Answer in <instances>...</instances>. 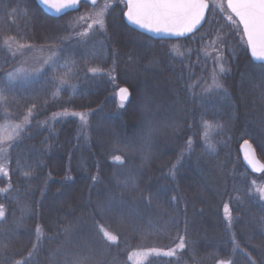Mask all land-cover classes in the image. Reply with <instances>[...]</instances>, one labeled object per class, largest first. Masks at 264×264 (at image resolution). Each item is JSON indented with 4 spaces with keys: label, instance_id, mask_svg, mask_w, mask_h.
Masks as SVG:
<instances>
[{
    "label": "trees",
    "instance_id": "1",
    "mask_svg": "<svg viewBox=\"0 0 264 264\" xmlns=\"http://www.w3.org/2000/svg\"><path fill=\"white\" fill-rule=\"evenodd\" d=\"M89 7L82 3L75 12L50 18L34 0H0V124L21 121L35 105L30 124L9 145V176H0V188L11 184L0 193L6 209L0 220V264L27 256L38 225L42 241L28 264H59L67 253H90L92 264H137L140 250H167L179 243V235H186L188 245L176 257L152 256L143 264H216L219 259L250 264L248 256L261 264L264 202L246 193L253 180L264 185V173H249L237 147L248 140L264 162V80L261 64L247 55L227 11L210 5L198 31L152 39L124 22V6L116 0L105 15L106 31L94 28L80 40L71 30L77 14ZM63 37L71 38L61 44ZM6 40L61 45L59 63L67 67L48 68L27 82L4 87L5 73L16 62ZM220 65L227 69L219 75L227 93L205 91L207 72ZM89 68H115V83L107 75L93 76ZM65 72L75 87L54 95L53 76ZM120 86L130 91L124 108L114 98ZM101 104L87 127L76 117L41 123L63 109L87 112ZM203 135L215 145L213 154L204 150ZM189 137L194 150L173 179L169 170ZM117 155L125 158L123 165L113 162ZM130 172L139 188L158 190V198L145 206L138 192L125 190L124 206L100 213L98 202L119 196L116 178ZM173 196L179 199L172 201ZM69 223L76 228L65 243L59 229ZM97 223L118 241H104ZM233 234L243 251H233Z\"/></svg>",
    "mask_w": 264,
    "mask_h": 264
},
{
    "label": "snow or ice",
    "instance_id": "2",
    "mask_svg": "<svg viewBox=\"0 0 264 264\" xmlns=\"http://www.w3.org/2000/svg\"><path fill=\"white\" fill-rule=\"evenodd\" d=\"M40 5L47 9L50 14L56 16L65 14L66 10H78L80 5L87 4L91 5L88 11L81 13L75 18V25L82 27V31L73 32V36L84 40L91 34L94 27H98L101 32L106 31V20L105 15L107 11L112 7L110 3H105L103 6L98 7V0H39ZM119 3L124 6L126 10L123 11V16L127 20L139 28L145 29L152 32H164L173 36H184L187 33H194L198 31V27L201 22L205 20V12L209 9L210 5L220 7L221 11H227V20L235 26L241 38L244 39L247 49L250 51L251 59L254 61L261 62V79L264 80V0H226V8L224 0H119ZM87 26L84 27L83 25ZM242 30V31H241ZM71 37L61 38V44L64 40L70 39ZM7 43V40L5 41ZM33 48L31 44H18L16 52ZM41 52L45 51V46H40L38 49ZM47 55L40 58L38 67H14L5 73L4 87L15 82H27L28 80L42 74L48 68L54 70L57 68L67 67L65 64H60L61 53L64 51L61 45H48L46 46ZM16 52L13 55H16ZM113 55H116L114 52ZM115 64V61H113ZM88 71L93 75H107L115 83V68L105 72L99 68H89ZM227 69L223 65L219 66V70L213 71L212 84L205 91H217L222 90L227 93V89L224 88L223 84L219 82L218 76L225 73ZM69 73L53 76V82L57 85V95L59 90L64 87H75L68 83ZM3 89L0 88V100L4 99ZM118 102L119 108L126 107V104L130 102V91L126 87L118 88L114 97ZM103 104L98 105L96 109H90L87 112H76L68 109H63L59 112L52 114L49 119L41 122L43 125H49V121L58 122L61 118L77 117L82 122V127H87L88 118L95 112L100 111ZM35 105L28 109L23 119L19 122H8L0 125V176L8 177L9 170L8 165L3 162L4 154L7 152V148L4 145H11L15 143L21 133L25 130V127L30 124V117L33 116V110ZM205 128L209 127V123L205 121ZM151 131V129H149ZM204 143V150L209 154L215 152V145L211 142L207 135L202 137ZM244 146H249L248 140L244 141ZM250 147V146H249ZM146 150L145 149H142ZM194 150L192 137H189L182 148L180 154L177 157L175 163L171 165L168 175L173 179L175 178L178 167L182 165L183 160L186 156L191 155ZM243 150V146H242ZM113 162L123 165L125 158L117 155L112 158ZM244 160L248 166L254 172L264 173V163H259L254 155L249 152H245ZM25 177L29 176V172H24ZM73 179L71 176H66L64 180ZM98 175H93V182L98 181ZM117 187L121 188L119 196L113 194L104 202H98L97 210L100 213H106L108 211L117 209L118 207L124 206L127 202L124 200L125 190L138 192L137 200L144 203L145 206H151L160 195L159 191H150L141 189L138 186L137 180L133 173H129L123 179L116 178ZM252 186L248 188L246 195L255 199L259 197L261 202H264V185L257 186V181L251 182ZM11 188L9 184L5 188H0V193H6ZM147 194L145 195V192ZM177 196L172 197V201H177ZM239 199V197H238ZM138 206V205H137ZM225 218L229 221L231 226L232 215L229 207V203L225 202L223 205ZM6 216V209L3 204H0V220ZM264 222V217L261 218ZM19 223V222H17ZM76 225L69 223L62 226L59 232L65 234V243L70 241L72 234L74 233ZM96 228L99 233H102V239L107 242L115 244L118 241V236L108 231L103 224H96ZM55 238L53 237H49ZM42 241V229L38 225L36 228V239L32 243V248L28 251L26 257L21 260H16L13 264H28V261L32 258L34 252L39 250V245ZM233 251H243L240 249L238 242L235 239V234L232 237ZM188 245L186 235H179V243L175 244L174 247L168 248L167 250L157 247H147L140 250L135 256H138L137 264H143V261H147L152 256H165V257H176L180 250H183ZM259 247V246H257ZM247 255V254H246ZM129 260L134 259V254H129ZM250 264H256V260H253L251 256H248ZM259 259L261 264H264V248H261L259 252ZM59 264H92L91 254L83 253H67ZM216 264H235L231 259H219Z\"/></svg>",
    "mask_w": 264,
    "mask_h": 264
},
{
    "label": "rangeland",
    "instance_id": "3",
    "mask_svg": "<svg viewBox=\"0 0 264 264\" xmlns=\"http://www.w3.org/2000/svg\"><path fill=\"white\" fill-rule=\"evenodd\" d=\"M115 1L116 0H98V7L103 6L105 3H110L111 5H113ZM89 8L84 9L83 11L79 12L76 17H78L81 13H84V12L88 11ZM217 8H218V6H217ZM83 26L86 27L87 25L84 24ZM94 28L98 29V27H94ZM74 31L75 32L82 31V27L75 25V21L73 23V27H72L71 32L73 33ZM17 45H18L17 43H15L13 41H9V40L7 41V43H5V46L7 47V50L10 53V55L16 59L15 60L16 62L14 63V65L10 69H12L14 67H20V66H24V67H38L39 63H40V58L42 56H44V55H47L46 47H45V51L44 52H41V51L38 50L40 48V46H33V48H31V49H27V50H22L20 52H16ZM14 52H16V55H13ZM213 71H214L213 69L209 70L207 72V74H206L207 81L203 82V85H205L206 89L209 88V86L212 84ZM215 71L218 72V70H215ZM218 79H219V76H218ZM123 87H125V86H123ZM77 119L79 120V118H77ZM79 122L82 124V122L80 120H79ZM3 124H6V123H3ZM3 124H0V125H3ZM4 147H6L7 151H8L9 145L6 144V145H4ZM3 162H5L7 164V152L4 154ZM136 257H138V256H136Z\"/></svg>",
    "mask_w": 264,
    "mask_h": 264
},
{
    "label": "water",
    "instance_id": "4",
    "mask_svg": "<svg viewBox=\"0 0 264 264\" xmlns=\"http://www.w3.org/2000/svg\"><path fill=\"white\" fill-rule=\"evenodd\" d=\"M36 6L48 17L50 18H59L63 15H65L66 13H69V12H74V10H66L65 14H62V15H59V16H56L55 14H50L48 12L47 9L43 8L40 3H39V0H34ZM225 2V6H226V0L224 1ZM91 6V5H89ZM126 10V9H125ZM123 19H124V22L129 26L131 27L132 29L140 32V33H143L145 35H147L148 37L152 38V39H169V38H176V37H182V36H173V35H170V34H167V33H164V32H152V31H147L145 29H142V28H139L138 26L134 25V24H131L126 17L123 16ZM204 21V20H203ZM202 21V22H203ZM201 22V24H202ZM242 31V30H241ZM188 34V33H187ZM186 35V34H185ZM244 40V39H243ZM245 42V41H244ZM245 46H246V43H245ZM246 51H247V55L249 56V58L251 59V54H250V51L247 49V46H246ZM252 60V59H251ZM254 63H258V64H261L260 61H254L252 60ZM123 87V86H121ZM120 88V87H118ZM118 88L115 90V93L117 92ZM245 141V140H244ZM244 141H241L240 144L238 145L237 147V152H238V156H239V159H240V162L241 164L244 166V168L251 174L253 175H260L261 173H258V172H254L251 167L248 166L247 162L244 160V154L245 152H249L250 154L254 155L255 159L259 162V163H263L260 158L258 157L254 147L252 146V144L249 142V146H244ZM242 146H243V150H242Z\"/></svg>",
    "mask_w": 264,
    "mask_h": 264
}]
</instances>
